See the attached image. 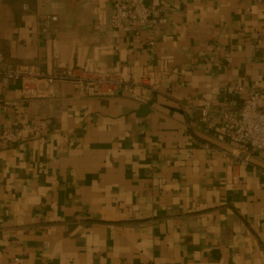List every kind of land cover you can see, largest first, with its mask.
I'll list each match as a JSON object with an SVG mask.
<instances>
[{"label":"crops","instance_id":"obj_1","mask_svg":"<svg viewBox=\"0 0 264 264\" xmlns=\"http://www.w3.org/2000/svg\"><path fill=\"white\" fill-rule=\"evenodd\" d=\"M147 4L118 27L112 0H0L6 64L59 76L32 98L0 79V264H264V151L239 163L219 112L264 85V0ZM84 68L157 86L88 96Z\"/></svg>","mask_w":264,"mask_h":264},{"label":"built area","instance_id":"obj_2","mask_svg":"<svg viewBox=\"0 0 264 264\" xmlns=\"http://www.w3.org/2000/svg\"><path fill=\"white\" fill-rule=\"evenodd\" d=\"M115 8V25L120 27L125 23L146 27L152 17L157 15L160 9L156 6L147 4V0H112ZM23 8L28 10L29 5L23 4ZM59 20L58 15L47 14L39 21L42 33L55 32V23ZM5 55L0 45V79H15L21 82L19 91L21 97L32 98L39 92L38 82L46 79L53 82L59 78L57 75L44 76L41 71L33 67L15 66L11 67L6 64ZM87 75L79 78L82 89L88 96L105 97L117 94L123 86H150L154 85L152 72L146 71L138 77H124L120 71L113 69L87 70ZM7 103L0 102V114L8 112ZM219 112L224 116L226 135L229 139L237 142L241 152L246 156L239 157V163H247L248 155L264 151V85L251 88L243 100L241 110L237 113L228 102L219 106ZM202 114L206 118L207 111L203 110ZM48 128V122L45 120L38 121L25 131L18 127H8L2 131L1 138L7 142L17 143L25 141L33 136L43 134ZM205 147L212 148L209 143ZM6 264H24L23 257L16 255Z\"/></svg>","mask_w":264,"mask_h":264}]
</instances>
